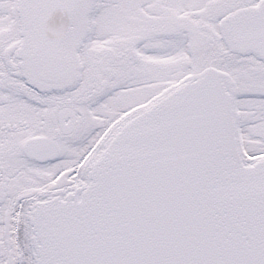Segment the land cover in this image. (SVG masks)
<instances>
[{
    "label": "snow or ice",
    "instance_id": "snow-or-ice-1",
    "mask_svg": "<svg viewBox=\"0 0 264 264\" xmlns=\"http://www.w3.org/2000/svg\"><path fill=\"white\" fill-rule=\"evenodd\" d=\"M0 264H264V0H0Z\"/></svg>",
    "mask_w": 264,
    "mask_h": 264
}]
</instances>
